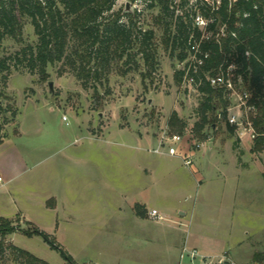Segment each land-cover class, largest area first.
I'll list each match as a JSON object with an SVG mask.
<instances>
[{"label": "rangeland", "instance_id": "rangeland-1", "mask_svg": "<svg viewBox=\"0 0 264 264\" xmlns=\"http://www.w3.org/2000/svg\"><path fill=\"white\" fill-rule=\"evenodd\" d=\"M146 1L129 11L137 10L138 25L155 32L152 72L142 62L137 71H113L97 95L60 65L48 67L45 80L25 70L10 74L5 104L17 116L0 149V218L18 230L6 243L48 264L69 263L42 236L25 232L45 233L74 264H264V149L251 151L247 129L229 130V117L242 116L235 96L227 117L219 110L217 124L205 128L208 138H194L201 96L178 81L185 61L164 46L159 11ZM198 1L186 0L183 13L192 16ZM127 3L117 0L115 10ZM198 15L194 25L201 30ZM36 40L25 20L22 43L5 39L0 55ZM173 112L187 124L188 144L201 145L192 147L189 168L151 152ZM11 172L19 174L8 181ZM135 205L145 208V218ZM153 209L161 220L149 217ZM4 257L1 264H18L9 252Z\"/></svg>", "mask_w": 264, "mask_h": 264}, {"label": "trees", "instance_id": "trees-1", "mask_svg": "<svg viewBox=\"0 0 264 264\" xmlns=\"http://www.w3.org/2000/svg\"><path fill=\"white\" fill-rule=\"evenodd\" d=\"M136 1L129 0V3ZM146 2L148 9H158L157 22L164 29L162 42L172 52L179 51V61L184 62L188 57V42L198 44L200 50L208 54L196 76L195 89L201 101L196 109L198 121L191 130L194 138L206 140L205 128L212 130L220 115L227 117L228 93L211 87L208 78L216 75L221 67L225 70L233 64L236 87L250 95L249 104L255 109L249 115L255 132L251 151L261 152L264 149V0H221L218 9L199 0L193 4L192 16L188 11L183 13L186 0L177 6L174 0ZM116 3L117 0H0V54L5 39L22 43L25 20H29L37 39L35 45L28 44L13 54L0 55V145L7 138L6 126L17 116L16 109L5 104L8 99L4 88L13 70L38 74L45 80L48 67L60 65V70L71 72L84 89H91L97 95L98 87L108 83L113 71L123 75L137 71L140 62L149 72L155 69L154 30L138 25L137 10L116 11ZM177 10L181 13L174 18ZM197 13L212 20L206 28L208 38H203V31L194 25ZM182 74L176 75L179 82ZM237 77L242 79L241 85ZM219 110L220 115H217ZM227 125L234 132L236 127ZM186 127L173 112L168 121L170 131L183 135ZM262 177L264 180V172ZM135 211L138 217L145 218L147 211L143 206L135 205ZM16 230L10 220L0 218V264L7 252L18 264H48L25 250L7 245L6 236ZM25 233L39 234L69 264H74L45 233L38 229Z\"/></svg>", "mask_w": 264, "mask_h": 264}, {"label": "built area", "instance_id": "built-area-1", "mask_svg": "<svg viewBox=\"0 0 264 264\" xmlns=\"http://www.w3.org/2000/svg\"><path fill=\"white\" fill-rule=\"evenodd\" d=\"M229 1L235 2L236 0ZM204 2L210 5L213 9H218L221 4V0H211V2L208 0H204ZM195 21L197 25L203 26V29H201L204 33L203 38H208L209 34L206 33V28L207 25L212 22V20L204 19L202 16L198 15ZM188 47V57L185 60L184 67L182 70V85L187 87H193L195 89V85L197 84L196 76L199 73L200 67L203 66L204 60L208 57V54L203 53L200 50L198 44H192L191 42H188ZM235 70L236 67L233 64L229 65L225 70L221 67L216 75L208 78V81L211 87L224 89L228 93L229 100L232 96L237 97L238 107L242 113L241 121L237 118L236 115H232L228 119L229 124L237 128H245L248 131L252 132L253 137H255V132L252 128V124L249 119L250 113L254 112L255 109L249 104L250 95L246 91L241 90V88L236 87L234 80ZM237 83L239 85L242 84V79L240 77H237ZM193 146L196 148L201 147V145H198L194 142L193 144L189 145L188 140L186 141L182 135L172 133L170 129L166 126L159 137V141L156 148L151 150V152L160 156L179 158L182 161L183 165L189 168L193 165L194 161L195 154L192 150ZM0 183H3L2 178H0ZM148 214L149 217L152 219H162L158 211L155 209L149 211ZM185 252L189 253L192 257L197 256L194 252H189L186 249ZM230 264L234 263L230 262Z\"/></svg>", "mask_w": 264, "mask_h": 264}, {"label": "crops", "instance_id": "crops-1", "mask_svg": "<svg viewBox=\"0 0 264 264\" xmlns=\"http://www.w3.org/2000/svg\"><path fill=\"white\" fill-rule=\"evenodd\" d=\"M8 138V137H7ZM6 138V139H7ZM6 139H4V141H3V143L0 145V149L2 148V147H4V145H5V143H6ZM19 173H16V172H11V177L9 178V180L8 181H10V180H12V179H14L17 175H18ZM1 178V177H0ZM3 180V179H2ZM185 249H186V244H185ZM187 251H189V252H196V250H192V251H190V250H188V249H186ZM196 254H197V252H196ZM187 255H189L188 253H187ZM183 258V257H182ZM196 258V257H195ZM202 258V260H206V258H204V257H201ZM204 258V259H203ZM179 264H181V263H179ZM237 264V263H236ZM255 264H257V263H255Z\"/></svg>", "mask_w": 264, "mask_h": 264}, {"label": "water", "instance_id": "water-1", "mask_svg": "<svg viewBox=\"0 0 264 264\" xmlns=\"http://www.w3.org/2000/svg\"><path fill=\"white\" fill-rule=\"evenodd\" d=\"M129 6H130V3H127V4H126V7H125V10H126L127 12H130V11H129V10H130V9H129ZM49 86H50V88H52V83H50Z\"/></svg>", "mask_w": 264, "mask_h": 264}]
</instances>
